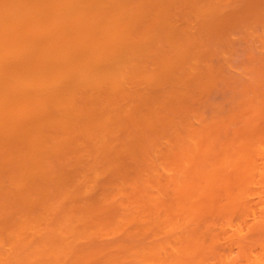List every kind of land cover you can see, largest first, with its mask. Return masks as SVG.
I'll return each instance as SVG.
<instances>
[{
	"label": "bare ground",
	"instance_id": "obj_1",
	"mask_svg": "<svg viewBox=\"0 0 264 264\" xmlns=\"http://www.w3.org/2000/svg\"><path fill=\"white\" fill-rule=\"evenodd\" d=\"M0 264H264V0H0Z\"/></svg>",
	"mask_w": 264,
	"mask_h": 264
}]
</instances>
